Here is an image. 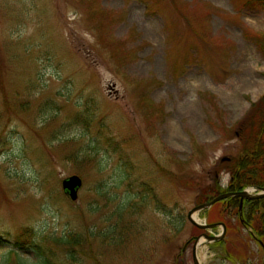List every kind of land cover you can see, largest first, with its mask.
<instances>
[{
  "label": "rangeland",
  "instance_id": "374dc122",
  "mask_svg": "<svg viewBox=\"0 0 264 264\" xmlns=\"http://www.w3.org/2000/svg\"><path fill=\"white\" fill-rule=\"evenodd\" d=\"M245 1L0 0V264H194L221 228L188 212L227 185L264 94V5Z\"/></svg>",
  "mask_w": 264,
  "mask_h": 264
},
{
  "label": "trees",
  "instance_id": "16d2710c",
  "mask_svg": "<svg viewBox=\"0 0 264 264\" xmlns=\"http://www.w3.org/2000/svg\"><path fill=\"white\" fill-rule=\"evenodd\" d=\"M252 1L246 0L243 5H249ZM261 3L264 5V0ZM257 43L264 53V37ZM236 137L241 141L239 152L218 166V172L230 174L228 186L223 188L218 183L209 184L198 196V204L207 202L227 190L239 191L249 186L264 187V94L239 121ZM239 205L240 198L230 197L218 201L208 211V222H224L227 226L225 237L212 245L222 247L226 257L233 263L240 261L247 264V260L255 254L252 241H256L264 260V198L244 201L245 222L241 220ZM244 228L248 229L246 235ZM175 229L179 232V228ZM77 240L73 235H69L63 239V243L73 247ZM41 261L43 264H49L47 256H41Z\"/></svg>",
  "mask_w": 264,
  "mask_h": 264
},
{
  "label": "water",
  "instance_id": "95a60500",
  "mask_svg": "<svg viewBox=\"0 0 264 264\" xmlns=\"http://www.w3.org/2000/svg\"><path fill=\"white\" fill-rule=\"evenodd\" d=\"M225 157L224 159H226ZM83 184V180L79 175H71L66 177L63 180V189L64 191L70 196L72 200H77L78 199V192L79 189L81 188ZM258 190L257 192H253L255 190L253 189H244L242 191H236V192H227L221 195L216 196L214 199H212L209 202H205L202 204H198L192 209L189 210L188 212V219L190 222L196 226H198L201 229H212L217 226H219V223H203L198 220V215L201 211L209 209L214 203L217 201L224 199L226 197L230 196H239L241 198V206L240 208L242 209L243 203L245 199H257V198H263L264 197V187L263 188H254ZM242 214V212H241ZM223 226V231L219 235H209L207 233H203L202 235L198 236L196 238V241L193 246V262L194 264H202L199 255H198V250L201 246L204 244L220 240L224 237L225 232H226V226L225 224L221 223Z\"/></svg>",
  "mask_w": 264,
  "mask_h": 264
}]
</instances>
